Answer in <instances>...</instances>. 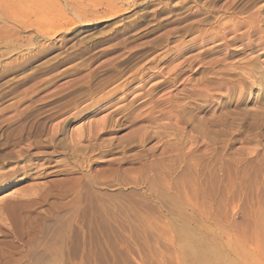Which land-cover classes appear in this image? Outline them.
Wrapping results in <instances>:
<instances>
[{"label":"rangeland","instance_id":"374dc122","mask_svg":"<svg viewBox=\"0 0 264 264\" xmlns=\"http://www.w3.org/2000/svg\"><path fill=\"white\" fill-rule=\"evenodd\" d=\"M263 29L264 0H0V264H264Z\"/></svg>","mask_w":264,"mask_h":264},{"label":"bare ground","instance_id":"6f19581e","mask_svg":"<svg viewBox=\"0 0 264 264\" xmlns=\"http://www.w3.org/2000/svg\"><path fill=\"white\" fill-rule=\"evenodd\" d=\"M247 3V2H246ZM245 3V4H246ZM259 9V8H258ZM179 10V9H178ZM256 29V28H255ZM264 30V29H263ZM236 31V30H235ZM225 35V34H224ZM17 154V153H16ZM231 167V166H230ZM234 168V167H233ZM35 190V189H34ZM33 190V191H34ZM24 194V193H23ZM24 195H26V194H24ZM36 195V194H35ZM34 195V196H35ZM21 196V195H20ZM45 196V195H44ZM43 196V198H45ZM30 197V196H29ZM32 197V196H31ZM43 198H41V197H39V198H37L38 200L39 199H43ZM36 199V198H35ZM44 200V199H43ZM34 202H35V200H34ZM28 203V202H27ZM41 203V202H40ZM20 206H21V204H20ZM33 206V205H32ZM35 206H36V204H35ZM4 208L2 209L3 210V212L5 211L6 212V216H7V219L10 221V225H11V227H17V228H23V225H26V222H27V220H28V216L26 215V214H24V213H26L27 211L25 210V212L24 213H22V211L20 212L19 211V209H20V207H19V205H18V203H16V204H12V205H10V206H8V205H6V206H3ZM21 208H22V206H21ZM24 209V208H23ZM29 217H30V215H29ZM30 219V218H29ZM2 221V220H1ZM29 222V221H28ZM1 229V228H0ZM16 229V228H15ZM24 231V230H23ZM0 233H2L1 231H0ZM3 234V233H2ZM5 234V233H4ZM1 236V235H0ZM3 236H5V235H3Z\"/></svg>","mask_w":264,"mask_h":264}]
</instances>
